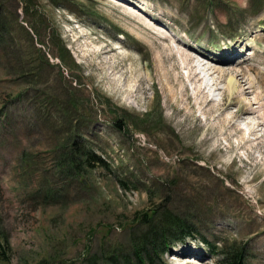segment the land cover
<instances>
[{
    "label": "rangeland",
    "instance_id": "obj_1",
    "mask_svg": "<svg viewBox=\"0 0 264 264\" xmlns=\"http://www.w3.org/2000/svg\"><path fill=\"white\" fill-rule=\"evenodd\" d=\"M135 1L176 43L129 4L0 0V264H219L207 245L264 264V0ZM188 37L243 48L253 92L235 75L244 100L217 107L228 75H200L205 103L167 50L199 53Z\"/></svg>",
    "mask_w": 264,
    "mask_h": 264
},
{
    "label": "bare ground",
    "instance_id": "obj_2",
    "mask_svg": "<svg viewBox=\"0 0 264 264\" xmlns=\"http://www.w3.org/2000/svg\"><path fill=\"white\" fill-rule=\"evenodd\" d=\"M114 2H117L119 4V6H121L122 10H126L130 9L128 12H131V7L127 6L128 4L130 6H133L134 8L132 9L137 10L139 12L137 13H133V15H135L134 17L136 18V20L139 23H143L145 25V27L142 26V24H137L134 21L135 26H139V27H143L144 29H149V33H151L150 31H155L157 32L158 35H160L163 38H168V40L175 42L176 40L173 39V36L170 34H163L159 28L158 31L156 30V28L158 27L152 20H149L146 16H144V14H141L140 12H142L141 9H145L144 5L135 1V0H128V1H124V0H112ZM116 3V4H117ZM127 4V5H126ZM139 7V8H136ZM133 23V22H132ZM151 29V30H150ZM155 29V30H154ZM176 47H171V46H167V50L170 51V56L175 57V54L179 53V57L180 60L186 64V67L189 66V73L190 76L192 75V78L195 80V82L197 83L198 86V91L203 93V98H204V102L205 103H209L210 101H212L214 98L213 96L210 95V90L209 87L207 86L206 82L202 79V77L200 76L201 71H206V73H208V75L211 76L212 78V84L215 85L216 84V80H222L226 77V75H228V77L226 79H228L227 82V89L225 91H223L222 93V97L220 98V101L217 102V107H223V108H230L231 106H234L236 104H240L244 99L242 98V91L238 89V80L237 77L240 76L243 78V82L247 85V87L249 88L250 91L253 92V85L252 83H250L249 78L246 76L247 70H245L244 68H236L235 66L237 65H242L243 62L247 61V58H244V60L240 63H236V64H231L229 62L228 59H225V57H227L228 55H221V58H219L218 60H215L216 62H219V65H213L210 64L207 61H204L203 58L204 56L200 55L199 53H192L190 51H188L186 48H184L183 46L179 45V44H175ZM249 69H254L253 67H249ZM256 77L258 78L259 76V72L256 71ZM235 75L237 77H235ZM189 79L191 78L188 74L186 75ZM166 79H169V77L166 76ZM179 82H182L183 77L179 76L178 78ZM170 80V79H169ZM167 84H171L169 82H166ZM238 83V84H237ZM165 90L170 91L171 93H169V98H172V87H168L167 85H163L162 86ZM208 88V89H207ZM218 88V87H217ZM183 89H184V94L187 95V86L183 85ZM211 93H212V89H211ZM187 98H189V96L187 95ZM258 102V100H254L253 102H246L248 104L251 105V103H256ZM207 105V104H206ZM241 111V112H240ZM255 109L251 108L249 105L248 107H238L237 110L235 109L234 112H231V114H228L227 119L230 121H235L234 119L241 113L243 114H249L254 112ZM262 116H264V111L262 112ZM255 120V119H254ZM257 120V119H256ZM257 123L259 122L256 121ZM235 122H233L234 124ZM249 128V132L253 133L255 131V123H253V120H248L245 122ZM240 129V128H239ZM193 131L188 132L186 135H192ZM205 138V137H203ZM204 143L200 142V145L202 146ZM189 146H194L193 144L189 145ZM197 253V250H195Z\"/></svg>",
    "mask_w": 264,
    "mask_h": 264
},
{
    "label": "trees",
    "instance_id": "obj_3",
    "mask_svg": "<svg viewBox=\"0 0 264 264\" xmlns=\"http://www.w3.org/2000/svg\"><path fill=\"white\" fill-rule=\"evenodd\" d=\"M97 158L98 157H94V156L89 157V159H94V160ZM144 218H151V216L147 217V215L144 214ZM147 220H149V219H147ZM168 222L170 223V221H168ZM168 222L163 221L162 223H164V225L162 226V228H160V230L155 231L153 234L150 235V237L154 238V240H155L156 235H157V238H161V242L166 241V237L168 235V231L170 230L169 228L171 226ZM177 225H179L178 230H180V232H181L183 230V228H180L182 224H177ZM5 247H6V245L0 239V258L7 260L8 256L6 255ZM164 248H165V246H164ZM161 249L163 250V247ZM208 249L211 250L212 252H216L220 255L219 260H218L219 264H244V251L240 247L228 249L225 251L223 249L218 250L214 245L213 246L210 245V246H208ZM137 260L139 261V264H147L146 261L144 259L140 258L139 256H138Z\"/></svg>",
    "mask_w": 264,
    "mask_h": 264
}]
</instances>
